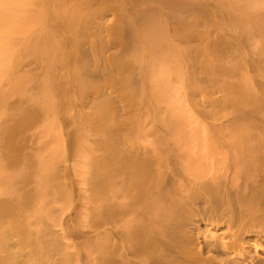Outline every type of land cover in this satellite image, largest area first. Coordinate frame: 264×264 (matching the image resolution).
Here are the masks:
<instances>
[{
    "label": "bare ground",
    "instance_id": "bare-ground-1",
    "mask_svg": "<svg viewBox=\"0 0 264 264\" xmlns=\"http://www.w3.org/2000/svg\"><path fill=\"white\" fill-rule=\"evenodd\" d=\"M148 1L155 6L121 8L119 16L109 12L116 6L111 2L114 8L96 13L95 22L85 12V18L70 19L69 7L62 14L71 17L59 19L55 9L59 21L46 26L62 32L58 37L65 51L51 45L39 14L21 24L19 16L4 14L8 2L0 0V76L16 58V40L24 45L36 39L35 48L43 52L30 50L33 41L28 43L34 58L23 62L25 68L22 64L25 73L39 69L29 88L47 95L44 85L60 81V71L68 83L57 81L58 91L77 90L99 149L91 148L94 153L88 144L73 143L82 114L71 108L62 149L66 163L55 166L44 191L41 172L52 170L49 155L60 154L51 146L48 155L37 144L17 143L9 124L20 115L0 121V165L24 166L17 182L15 170L0 177L5 187L0 191V264H264V5ZM59 52L63 64L56 61ZM53 86L46 89L57 97ZM139 95L144 101L137 111ZM27 101L26 107H33ZM11 104L19 106L10 103V113ZM26 107L23 111L39 118ZM11 140L24 148L12 147ZM26 149L43 169H36L40 181L34 168L40 191L32 182Z\"/></svg>",
    "mask_w": 264,
    "mask_h": 264
},
{
    "label": "rangeland",
    "instance_id": "rangeland-1",
    "mask_svg": "<svg viewBox=\"0 0 264 264\" xmlns=\"http://www.w3.org/2000/svg\"><path fill=\"white\" fill-rule=\"evenodd\" d=\"M65 1V3L66 4H63V2ZM86 1H89L90 2V0H61V1H59V3L61 4H57L56 2H58V0H7V2H8V9H5V11H4V14H6L7 16H9V17H11V16H14V15H16V16H19L20 17V22H21V24H23V22H29V20H31V19H34V18H36V19H34V20H37L38 19V17H40V22H42V23H44L45 22V33H47L46 35L48 36V39H49V41L50 42H52L51 43V45H53V47L55 48V47H58V49H60V50H65V51H67V49H66V47L64 46V45H62V43L60 44V37L61 36H59L58 37V35H62V34H60V32L61 31H59V30H56L55 28L54 29H52L53 27H54V25L59 21V19H63V17L65 16V15H63V14H65L66 13V10L67 9H69V8H72L70 11H68V13H66V14H73L74 15V13H75V11L77 12V13H75V14H77L76 16L74 15V17H73V15H66L65 16V18H67V19H69L70 17V19H75V20H79V18L80 19H82V17H84V14H85V16L86 15H89V17L87 16V19H91L92 20V18H94L95 16H96V18H97V16L98 15H96V13H98L99 12V14L100 15H104V13L105 14H107L105 11H108L109 9H111V8H114V7H112L113 5V3H111V2H114L115 0H106V2H107V4L105 5V6H103V4H105V1H101V2H103V3H100L99 4V1L98 0H91L92 1V3H93V1H94V3H93V5H92V3L90 2H88V3H86ZM122 3H121V2ZM120 1H118V0H116L114 3V5H116L115 6V8L114 9H111V10H109V12L111 13V14H115L116 16H119V15H122V13L120 12L121 10H124V9H132V8H141V6H144V7H146V6H155V3L154 4H150V3H153V1L152 2H150V1H148V0H120ZM146 1V2H145ZM76 2H78V5L77 6H75L76 5ZM82 2H84V3H82ZM117 2V3H116ZM142 2V3H141ZM245 2H246V0H245ZM55 5H54V4ZM108 3H110L109 5H108ZM249 3V4H248ZM264 0H248L247 1V4L248 5H250V6H256L257 8H258V6L260 5V7H261V5L263 6L264 4ZM70 4V5H69ZM72 4H74V5H72ZM80 4H82V5H80ZM86 4L88 5V6H86ZM135 4V5H134ZM137 4H139V5H137ZM59 5V6H58ZM64 5V6H63ZM69 5V6H68ZM99 5V6H98ZM138 7H137V6ZM258 5V6H257ZM45 6V7H44ZM46 6H47V8H48V6H52V9L51 8H49V9H47L46 8ZM82 6H84V7H82ZM86 6V7H85ZM92 8H91V7ZM102 6V7H101ZM106 6H109V8L107 7V8H105ZM119 6H122V7H119ZM46 8V10L45 9H42V8ZM54 7H56V8H54ZM62 7V8H61ZM66 8V10L64 9V8ZM69 7V8H68ZM74 7H78V8H75L74 9ZM81 7V8H80ZM89 7V8H88ZM93 7H95V9L93 8ZM100 7V8H99ZM126 7V8H125ZM255 7V8H256ZM259 7V8H260ZM57 8H59V10L58 11H56L55 9H57ZM97 8H99V9H97ZM117 8V9H116ZM121 8H124V9H121ZM78 9V10H77ZM83 9V10H82ZM86 9V10H85ZM94 9V10H93ZM101 9L104 11H101ZM254 9V8H253ZM51 11V12H53V15L51 16V15H49L50 13L49 12H47V11ZM61 10H63V11H61ZM79 10H81V11H79ZM91 10V11H90ZM93 10V11H92ZM114 10V11H113ZM116 10V11H115ZM46 11V12H45ZM54 11H56L57 12V14H59V13H61V14H59V16H61L62 15V17H59V19L56 17V13H54ZM113 11V12H112ZM59 12V13H58ZM65 12V13H64ZM83 12H85V13H83ZM93 12V13H92ZM94 12H95V14H94ZM114 12H117V13H121V14H116V13H114ZM41 13L42 14H44V15H46L45 16V19L48 21V23L50 22V21H52V22H50L49 24L48 23H46V21H44L43 20V18L42 17H44V15H41ZM46 13V14H45ZM49 13V14H48ZM63 13V14H62ZM81 13V14H80ZM88 13V14H87ZM89 13H91V14H94V15H92L91 16V14H89ZM160 13V12H159ZM40 16H39V15ZM52 14V13H51ZM78 14H80V16L81 17H79V15ZM109 14V13H108ZM156 14H158V12L156 13ZM38 15V16H37ZM49 15V16H48ZM162 17H164V15H163V13L162 14H158L157 15V17H160V16ZM48 16V18H46ZM51 16V17H50ZM49 17H50V19H49ZM69 17V18H68ZM76 17V18H75ZM85 18V17H84ZM52 19V20H51ZM58 21H57V20ZM42 20V21H41ZM53 20H55V22L53 21ZM95 18L91 21V22H95ZM46 25H53V27H51V26H46ZM51 27V28H50ZM47 28V29H46ZM52 29V30H50V29ZM54 30H56L57 32H55ZM91 30H92V28L89 30L90 32H91ZM47 31V32H46ZM49 32H54V33H49ZM58 32H59V34H58ZM62 33V32H61ZM22 34V33H21ZM51 34V35H50ZM54 34L56 35L57 34V37L56 36H54ZM36 35V34H35ZM56 37V38H55ZM32 38V37H31ZM58 39V40H57ZM36 39H34V41H35ZM53 40H54V42H53ZM17 42H16V45H17V47L20 49H18V52H17V54H16V58H15V60H9L8 61V66H7V68H6V70L3 72V75L2 76H0V121L1 120H7L6 119V117H12L11 115H13V114H15V115H20V116H17V118L19 117V121L21 122V120H25V118L28 120H26V124H24V126L25 127H27V129L24 131L26 134H24V132L23 133H21L23 130V128H25V127H22L23 126V124L22 123H24V122H18V120L17 119H13L15 116L13 115V123H12V121H11V123L9 124L11 127H14L15 128V130L12 128V130L14 131H11L12 132V134H16L17 136H18V138L16 137V138H14L16 135L14 134L13 136H11V139H12V137L15 139V141L17 142V143H19V144H24V147L25 148H31V147H33V146H37V145H39V146H42V152H43V150H46L47 151V153H46V151H45V153L46 154H48L49 155V153H51V151H52V153H55V154H57V155H59L60 154V156H64V154H65V156H66V152L65 153H63L62 154V149H63V147L65 146V145H67V143H65L64 144V142L66 141L67 142V136L65 137V133H66V128H67V122L66 121H69V124H71V121L69 120L71 117H73L72 116V114H74V113H78V112H80L82 115V117H80L81 118V122H79L78 124H79V127H78V129H80V130H77V134H79V135H76L77 136V140L75 139L74 141H73V143L74 142H76L77 141V144H79V145H84V143L87 145H89V147H88V145H87V147H88V150L90 151V150H92L93 148H94V146H95V148L97 149V146L95 145V139H94V136H93V132L90 130V128H89V122L90 121H86L87 119V115H89V111H87V110H81L82 108V106L80 105V103H82L81 102V99H80V95H79V93L77 94L76 92H77V90H75V92L74 91H71V92H73V93H70V92H68L67 94H62V93H59V91H58V82L57 81H59L58 79H56V81H55V79H53L52 78V76H49V79H51L52 81H55L54 83L56 84H54V86L57 88H55L54 90H55V92H57V93H59V95L57 96V97H55V96H50L51 94H53V95H56V94H54V93H52L50 90H53L52 89V86L50 87L49 85L51 84L49 81H47L48 80V77L46 76V77H44V80H45V82L47 81V82H49L48 84L49 85H47V84H45L44 83V81L41 79V81H43V83L45 84H43L44 85V87H45V89L44 90H46V92L48 91V93H46V92H44V93H46L47 95H42L40 92H42V91H38L39 89L38 88H36L35 90L37 91V92H39V93H37L36 91L34 92V91H32V88H31V86H30V88H29V85H32V83H33V81L35 80V79H33V75H34V72H35V74H36V72H38L39 71V69H37V71H32L33 73H31V71H27V73H25L26 71H24L22 68H23V66H24V64L25 63H27L28 62V60L30 61L31 59H33L34 57H32L33 55L31 54L32 52L30 51V50H32V49H34L35 48V42L33 41V40H31V42L33 43L32 44V46H31V49L29 50V44L28 43H31L30 41H25V43H24V45H22L23 43H22V41H24L23 39H21L20 37H19V39L18 40H16ZM26 42H27V44H26ZM53 43H56V44H53ZM62 46H64V47H62ZM16 47V48H17ZM27 47V48H26ZM35 49H38L37 48V46H36V48ZM57 49V50H58ZM27 50V52L26 53H24V51H26ZM30 52H29V51ZM38 50H40L41 51V53L43 52V49H38ZM56 50V49H55ZM56 50V51H57ZM59 50V51H60ZM33 51V50H32ZM50 51V50H49ZM62 52V51H61ZM32 55H30V54ZM34 53H36V52H33V54ZM37 54V53H36ZM36 54H34V56H36ZM59 54H63V53H58V55H57V60L56 61H58V60H60V61H58V62H61V64H63L62 63V60L64 59L63 57L62 58H60V56L61 55H59ZM64 56H66V53L64 54ZM18 57V58H17ZM27 57H29V58H27ZM21 58V59H20ZM26 59V60H25ZM62 59V60H61ZM22 60V61H21ZM25 61V63H23ZM27 61V62H26ZM21 64V65H20ZM22 64H23V66H22ZM58 65V64H57ZM21 67V68H20ZM19 68V69H18ZM24 68H25V66H24ZM50 68V67H49ZM55 71L56 70H58V69H56L57 68V66H56V68H55V66L54 67H52ZM58 68H61V66L59 65L58 66ZM22 70V71H21ZM53 70V73H56L55 71ZM24 71V72H23ZM59 71V70H58ZM57 71V72H58ZM58 73H60L61 74V76H59L58 74H55V76H59L60 77V81H59V84H62V83H64V84H66L67 85V83H68V81H66V78L64 79V76L62 75V73L59 71ZM27 75H29V77L27 76ZM53 75V74H52ZM32 76V78H30ZM55 76L53 75V77L55 78ZM51 77V78H50ZM29 78V79H28ZM45 78H47V79H45ZM32 81H31V80ZM38 79H40V78H38ZM63 79V80H62ZM29 80V81H28ZM62 80V81H61ZM65 80V81H64ZM38 81H40V80H37L36 82H38ZM29 82H31V84L29 83ZM62 82V83H61ZM67 82V83H66ZM53 84V83H52ZM64 84H62V85H64ZM47 85V86H46ZM66 85H64V86H66ZM53 86V87H54ZM47 87H49V88H47ZM50 89V90H47V89ZM38 89V90H37ZM76 89V88H75ZM51 92V93H50ZM210 92V91H209ZM43 93V92H42ZM50 93V94H49ZM75 93H76V95H75ZM49 94V95H48ZM119 95H120V93H118ZM145 93H142L141 95L143 96ZM61 95H63V97H64V103L62 102V97H61ZM65 95H67V96H71V97H68V98H65L66 96ZM72 95H74V97L72 96ZM113 95H115V97L117 98V96H116V94L114 93ZM141 95H139L138 96V98H137V100H136V102H137V108H136V110L138 111L139 109H141L142 108V106H143V101H144V99L141 97ZM147 97H146V96ZM143 97H145V99L146 98H148L149 96L150 97H152V95L150 94V93H146ZM60 96V97H59ZM77 97V98H76ZM140 97V98H139ZM142 101V102H139L140 100ZM18 101V104H16L17 103V101ZM21 100H24L25 101V103L23 102V101H21ZM26 100H28V101H30L28 104L29 105H32L33 107H31V106H29V105H27V106H29V107H26ZM80 100V101H79ZM139 100V101H138ZM14 101H15V103H14ZM27 101V102H28ZM65 101H68V102H65ZM22 102H23V104H22ZM10 103H13V104H16V105H19V106H13L12 104H11V106H12V109H14L13 110V112H12V109H11V113H10V110L8 109L9 107H10ZM20 103V104H19ZM72 103V104H71ZM142 103V104H141ZM139 104V105H138ZM25 105V106H24ZM63 105V106H62ZM71 105H72V107H71ZM74 105H76L75 107H74ZM23 106V107H22ZM141 106V107H140ZM18 107V108H17ZM21 107V108H20ZM29 108V109H33V110H35V111H37V112H39L40 113V115H39V118H38V115L37 114H34V115H31V114H28V112H26V111H23V109L24 108ZM36 108H38V110L36 109ZM71 108H72V111H74L76 108L78 109H80L81 111H78L77 109L75 110V112L73 113L72 111H71ZM16 109V110H15ZM18 109H20V110H18ZM74 109V110H73ZM60 110H61V112L63 113H60ZM19 111H20V113H22V114H18L19 113ZM85 112L84 114L86 115L85 117L83 116L84 114H83V112ZM88 112V114H87V112ZM137 111H135V113L137 112ZM36 112V113H37ZM71 112H72V114H71ZM26 113V114H25ZM60 113V114H59ZM9 114V115H8ZM11 114V115H10ZM28 114V115H27ZM65 114H67V116L65 115ZM22 115V116H21ZM29 115H31V117L29 116ZM65 115V116H64ZM77 115V114H76ZM30 118H29V117ZM64 118H63V117ZM22 117V118H21ZM29 119H28V118ZM32 117H34V120L36 119L35 117H37L38 119L37 120H35V122H33L32 120H33V118ZM67 117V118H66ZM85 118V120L84 121H82L84 118ZM134 117V116H133ZM32 118V119H31ZM89 119H91V117H88ZM88 119V120H89ZM30 120V121H29ZM71 120H72V118H71ZM134 120V119H133ZM15 121V122H14ZM16 121L18 122V123H16ZM28 122H30V123H28ZM66 124H65V123ZM83 122V123H82ZM85 122L87 123V124H85ZM84 126V128H83V130L81 129L82 127H81V124ZM138 123V121L136 122H134V124L133 125H138L137 124ZM17 124L20 126H17ZM85 124V125H84ZM16 126V127H15ZM22 128L21 129V132H20V129L19 128ZM87 127V128H86ZM18 129V130H17ZM28 130V131H27ZM86 130H87V132H86ZM33 131V132H32ZM34 131H38V135H37V133L35 134V132ZM65 132V133H64ZM19 133V134H18ZM23 135H25V137H26V140H25V137L24 136H22L21 134ZM35 135H34V134ZM83 133H85V134H83ZM86 133H87V135H86ZM91 133V135H89ZM27 134L29 135V136H27ZM19 135H20V137H21V139H20V137H19ZM32 135V136H31ZM83 135V136H82ZM81 136V137H83V138H79V137ZM87 136L89 139H91V140H88L87 138H85V137ZM91 136V137H90ZM31 137H33V140H32V138L30 139ZM83 139H85V140H83ZM21 140H23V141H21ZM65 140V141H64ZM13 140H11V142H12ZM15 141H13L11 144H12V147H16V149L19 147V148H22L23 146H21V145H19V144H16L15 143ZM38 143H37V142ZM90 141H91V143H90ZM94 141V142H93ZM0 142H1V140H0ZM21 142H23V143H21ZM34 142V143H33ZM41 142V143H40ZM43 142H44V144H43ZM79 142V143H78ZM93 142V143H92ZM37 144V145H36ZM42 144V145H41ZM76 144V145H77ZM19 145V146H18ZM25 145H27V147L25 146ZM33 145V146H32ZM58 145V146H57ZM82 145V146H83ZM86 145H84V146H86ZM18 146V147H17ZM21 146V147H20ZM31 146V147H30ZM54 147V148H50V150L51 151H48L47 149V147ZM55 146H57V148L55 147ZM23 147V148H24ZM13 148V149H14ZM22 148V149H23ZM46 148V149H45ZM90 148V149H89ZM92 148V149H91ZM94 148V149H95ZM95 149V150H96ZM30 150H32V149H29V151ZM95 150H92L93 152L95 151ZM28 150L26 149V152H27ZM33 151V150H32ZM49 152V153H48ZM91 152V151H90ZM92 152V153H93ZM96 152H99V149L98 150H96ZM44 153V152H43ZM92 153H90L92 156L94 155V154H92ZM95 153V152H94ZM29 154H31V152H27V155L28 156H30L31 158V160H33V161H31L30 160V162H33V163H31V166H30V171L31 172H33L32 170H34V168H35V170L37 169V168H39L41 171H43V169H41V166L38 164V161H37V158L35 159L34 157H33V155L31 154V155H29ZM62 154V155H61ZM52 155V154H51ZM55 156V155H54ZM52 157V156H50L49 155V158L48 159H50V157L52 158L51 160V166H50V169H52V170H50L49 172H52L53 171V169H54V172H53V174L50 176L49 174H51V173H47L49 176H47V174H46V170H44L43 172H41L42 174H43V178L44 179H47V180H44L43 179V181H49V182H42V184H41V186H42V188H43V190L45 191L46 190V188H48V187H50V186H48L49 185V183H50V181L51 180H49V178L50 179H52L53 178V176L55 177V173L57 172V171H55V170H58L57 168H59V167H62V166H64V164L66 163L65 161H66V159H65V156L63 157L62 156V160H60L61 158H60V156H58V157ZM87 156V155H86ZM60 158V159H59ZM64 158V159H63ZM55 159V160H54ZM60 160V161H58V160ZM89 160V159H88ZM48 161V160H47ZM56 161H58L59 163H61V165L60 164H58ZM63 162H64V164H63ZM87 162V161H86ZM37 164V165H36ZM22 164H20V165H17V167H19V168H17L16 166H13L12 168H10V169H5L4 167H2V165H0V167L2 168V170H1V168H0V171H2L3 172V174L2 173H0L1 175H0V177L2 178L3 176H5L7 173V175H12V173H15V171H16V175L15 174H13V175H15L16 177H14V176H10V178L12 179L13 177V179L12 180H14L15 182H17L18 180H20L21 178H22V176H20V174H21V171L20 170H24V166H23V168H22V166H21ZM34 165V166H33ZM43 165V164H42ZM58 166L57 168H55V166ZM36 166V167H35ZM31 167H33L32 169H31ZM44 166H42V168H43ZM86 167V166H85ZM84 167V168H85ZM3 168L5 169V170H3ZM19 169V170H18ZM9 170H10V172H9ZM13 170H15V171H13ZM35 170H34V173H33V175L32 176H34V178L31 176V178H32V182H33V184L35 183L36 184V186H35V189H37V190H39L40 191V189H39V187H40V182L38 181V180H40L41 181V179H42V174H40L39 175V172L37 171V173H36V178L38 179H36L35 178ZM60 170V169H59ZM11 171H13L12 173H11ZM18 172L20 173V174H18ZM23 172L24 171H22V174H23ZM30 172V173H31ZM11 173V174H10ZM71 173V172H70ZM21 174V175H22ZM32 174V173H31ZM17 175H19L18 177H17ZM46 176V177H45ZM20 177V178H19ZM15 178H16V180H15ZM18 178V179H17ZM39 178H41V179H39ZM38 181V183H37V181ZM0 181H3V180H0ZM13 181V182H14ZM12 182V184L13 185H15L14 183ZM47 185H45V184ZM0 184L1 185H3L4 183L3 182H0ZM38 184V185H37ZM39 186V187H38ZM44 186V187H43ZM41 188V187H40ZM1 189L2 190H4L5 189V187L3 186V187H0V191H1ZM47 191V190H46ZM35 193H37V191H35ZM40 193H42V190H41V192ZM46 192H43V195H46L45 194ZM37 195V197L38 196H41L40 194H36ZM44 197V196H43ZM68 207L67 208H70V205H67ZM83 214L84 213H86L85 211L86 210H84L83 209ZM86 217L87 215L85 214V215H83V217Z\"/></svg>",
    "mask_w": 264,
    "mask_h": 264
}]
</instances>
